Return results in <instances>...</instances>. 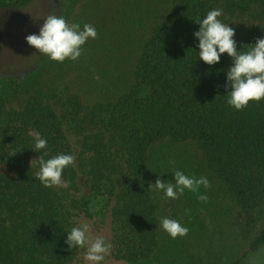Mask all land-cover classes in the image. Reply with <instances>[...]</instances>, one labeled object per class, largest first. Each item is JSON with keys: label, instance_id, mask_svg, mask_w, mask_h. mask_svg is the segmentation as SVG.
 Wrapping results in <instances>:
<instances>
[{"label": "trees", "instance_id": "trees-1", "mask_svg": "<svg viewBox=\"0 0 264 264\" xmlns=\"http://www.w3.org/2000/svg\"><path fill=\"white\" fill-rule=\"evenodd\" d=\"M31 1L0 0V9L23 8ZM142 3L141 11L160 19L143 28L126 88L115 99L84 104L77 94L49 85L30 92L19 107L5 110L0 94V264L76 261L82 249H68L64 241L74 214H88V200L77 195L80 175L93 193L103 192L112 200L113 256L130 263L154 261L159 217L156 191L148 185L166 168L169 156L162 154L167 145L196 148L200 163L188 175L209 182L207 188L201 185L196 202L217 183L242 213L261 210L264 99L250 101L240 111L230 107L223 85L231 60L225 54L214 66L204 64L193 33L209 10L219 8L248 20L238 48L255 43L264 35V0H139ZM2 81L21 86L15 78ZM36 133L48 142L43 159L73 155V164L61 176L66 187L46 188L35 178L40 157L32 150ZM213 209L218 220H229V203L217 200ZM262 250L264 223L247 250L224 264H241Z\"/></svg>", "mask_w": 264, "mask_h": 264}, {"label": "rangeland", "instance_id": "rangeland-1", "mask_svg": "<svg viewBox=\"0 0 264 264\" xmlns=\"http://www.w3.org/2000/svg\"><path fill=\"white\" fill-rule=\"evenodd\" d=\"M139 0H32L27 6L14 10L0 9V79L15 78L21 86H7L0 82V94L5 110L17 108L30 92L53 85L59 92L67 90L77 94L84 104L115 99L126 88L130 65L136 56L144 27L160 17L141 11ZM160 2V0H159ZM161 8L158 14H163ZM164 12V11H163ZM222 22L235 29V39L241 42L242 32L249 25L244 17H230L222 11ZM50 14L62 15L68 24H89L96 30V38L82 46L76 61H51L39 54L25 41V36L38 33L43 20ZM160 19V18H159ZM67 138L73 143L71 132L65 128ZM169 145L163 149L168 157L164 173L159 178L172 180L171 172L179 169L186 175L200 163L196 148L191 144ZM74 152L77 147L73 144ZM202 174H207L201 170ZM158 175L156 176V178ZM216 183V181H215ZM78 196L88 200L87 213L76 212L74 226L88 223L90 236H103L111 244V253L103 264H224L247 250L250 240L264 223V202L261 210L247 215L233 206L230 197L213 185L205 193L206 201L195 200L198 192H188L176 200H165L156 192L155 206L159 217V244L157 257L151 263H130L113 256L110 208L103 192L95 194L89 182L80 175ZM103 191V190H102ZM196 195V196H195ZM195 196V197H194ZM194 197V199H193ZM217 200L231 206L229 220L216 218L213 209ZM179 220L188 228L185 236L175 239L161 228L160 218ZM82 249L73 264H86ZM241 264H264V250L244 260Z\"/></svg>", "mask_w": 264, "mask_h": 264}, {"label": "clouds", "instance_id": "clouds-1", "mask_svg": "<svg viewBox=\"0 0 264 264\" xmlns=\"http://www.w3.org/2000/svg\"><path fill=\"white\" fill-rule=\"evenodd\" d=\"M219 8L209 10L197 23L198 30L193 33L198 49V59L208 66L218 64L223 55L230 58L231 63L224 73L226 103L237 111L247 107L250 101L264 99V35L255 40V43L243 44L240 48L235 39V29L228 23L218 19L222 16ZM96 30L89 24H68L62 15L50 14L39 27L38 33L25 36L26 43L38 50L39 54L47 56L51 61L63 62L66 59L76 61L82 52V46L89 39L96 38ZM48 146L47 139L36 133L33 136L32 150L40 153L38 159L39 170L35 178L44 187H66L67 181L62 180L63 170L72 165L74 157L71 154L57 153L43 159L42 150ZM165 173V172H164ZM149 183L157 193H162L165 200H176L185 191L198 192L201 185L209 186L206 177L186 175L182 170L171 172L172 180L159 178ZM206 201L203 194L198 196ZM161 228L175 239L187 234L188 228L179 220L167 216L160 218ZM64 243L68 249H84L83 260L86 264H103L111 253V244L103 236H90L89 224L81 223L65 232Z\"/></svg>", "mask_w": 264, "mask_h": 264}]
</instances>
